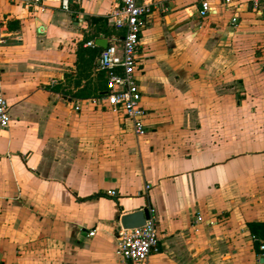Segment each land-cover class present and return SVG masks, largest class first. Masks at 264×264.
Listing matches in <instances>:
<instances>
[{
	"label": "crops",
	"instance_id": "crops-1",
	"mask_svg": "<svg viewBox=\"0 0 264 264\" xmlns=\"http://www.w3.org/2000/svg\"><path fill=\"white\" fill-rule=\"evenodd\" d=\"M61 1L0 0V264H124L120 218L145 208L160 235L147 264H264L249 228L264 224V9L215 0L201 18L199 0H140L137 138L91 104L120 0ZM99 17L120 37L95 35Z\"/></svg>",
	"mask_w": 264,
	"mask_h": 264
},
{
	"label": "built area",
	"instance_id": "built-area-1",
	"mask_svg": "<svg viewBox=\"0 0 264 264\" xmlns=\"http://www.w3.org/2000/svg\"><path fill=\"white\" fill-rule=\"evenodd\" d=\"M28 8L44 10L45 0H22ZM215 0H199V15L207 18L215 13L213 2ZM232 0H223L230 4ZM256 9H264L263 0H253ZM61 9L70 12V1L62 0ZM150 13L146 4L140 0H120L108 15L109 23L117 30L122 31L121 38L102 50L98 59V70L105 74V91L91 100L95 107L110 110L120 114L133 128L137 138H144L148 133V111L143 105V94L138 84L137 74L141 71L142 62L139 58V47L145 17ZM232 23H237V18L232 17ZM87 46L94 47L93 42ZM78 109V107H77ZM10 124L9 105L0 84V128L7 129ZM148 189V187H147ZM109 195L116 196L114 191ZM150 218L140 228H123L118 232L116 256L124 264H147L148 259L160 252V235L157 221L152 209H149ZM196 223L202 221L200 213L195 214ZM94 231L89 235L93 236ZM260 250L264 252V244Z\"/></svg>",
	"mask_w": 264,
	"mask_h": 264
},
{
	"label": "trees",
	"instance_id": "trees-1",
	"mask_svg": "<svg viewBox=\"0 0 264 264\" xmlns=\"http://www.w3.org/2000/svg\"><path fill=\"white\" fill-rule=\"evenodd\" d=\"M90 26L94 29L95 35H105V36H112L117 35L120 37V35L112 28L108 27L107 19L106 18H91L90 19ZM97 50H102L100 48H96ZM250 231L252 235L256 238L254 240L255 247L260 250L261 242H264V224L259 222H253L249 224ZM261 253H264L260 251Z\"/></svg>",
	"mask_w": 264,
	"mask_h": 264
},
{
	"label": "water",
	"instance_id": "water-1",
	"mask_svg": "<svg viewBox=\"0 0 264 264\" xmlns=\"http://www.w3.org/2000/svg\"><path fill=\"white\" fill-rule=\"evenodd\" d=\"M96 44L97 46L103 49L107 47L106 40H97ZM149 218L150 215L148 208L136 212L124 214L120 218L121 228L128 230V229L143 227L145 225L146 220H148Z\"/></svg>",
	"mask_w": 264,
	"mask_h": 264
}]
</instances>
